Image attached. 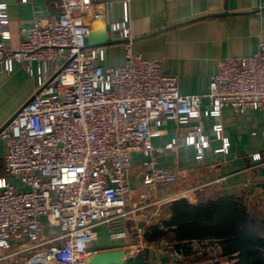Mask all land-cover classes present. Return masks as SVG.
I'll use <instances>...</instances> for the list:
<instances>
[{"label": "built area", "instance_id": "2783aa9c", "mask_svg": "<svg viewBox=\"0 0 264 264\" xmlns=\"http://www.w3.org/2000/svg\"><path fill=\"white\" fill-rule=\"evenodd\" d=\"M0 5V66L11 73L21 63L37 81L34 94L0 134L6 172L17 180L0 177V264H90L98 226L112 229L152 205L128 208L134 152L150 157L143 162V183L168 186L177 175L161 166L155 153L187 145L202 160L211 144L201 121L205 116L214 119L213 132L222 141L215 151L227 154L231 142L223 136V109L264 110V42L250 56L220 59L208 93L185 95L177 76L159 60L133 50L127 1L123 20L109 28L125 47L126 63L117 67L104 64L108 46L86 45L94 21L102 17L95 0H59L58 16L37 17L32 27L22 28L16 49L10 44L8 4ZM205 98L209 103L203 107ZM167 120L180 130L165 147H155L152 139ZM252 158L261 161L262 154ZM199 187L165 200H190ZM210 259V264L236 262L221 252Z\"/></svg>", "mask_w": 264, "mask_h": 264}, {"label": "crops", "instance_id": "0c3cea01", "mask_svg": "<svg viewBox=\"0 0 264 264\" xmlns=\"http://www.w3.org/2000/svg\"><path fill=\"white\" fill-rule=\"evenodd\" d=\"M58 1L0 0L8 4L11 47L18 48L24 38L21 29L32 27L37 17H57L59 9L55 3ZM125 1L129 4L133 50L159 60L167 73L176 75L181 94L208 93L220 59L250 56L264 42V0H95L102 17L93 26L106 23L109 40L115 42L108 45L105 65L117 67L126 63L123 42L109 29L111 23L123 20ZM36 86V79L21 63L16 62L11 73L0 66V128L34 94ZM208 103L205 98L203 107ZM201 121L211 140L202 160H197L196 149L187 145L155 153L158 163L177 175L174 184L156 189L145 185L143 162L150 157L140 152L132 154L128 181L134 192L128 198V208L152 205L135 210L124 223L112 229L98 226L97 239L90 244L92 252L125 249L124 264H182L191 255L177 253L165 240L148 242L144 235L151 226L163 228L171 218L170 203L176 199L166 201V197L194 186L201 187L191 192L192 203L233 195L264 219V187L261 186L264 183V110L236 114L230 107L223 109V136L231 142L227 154L215 151L222 146V141L213 132L214 119L202 116ZM161 130V135L152 139L155 147H165L177 136L180 126L167 120ZM6 150L5 141L0 137V177L17 181L6 172ZM258 152L262 160L254 161L253 154ZM207 182L211 183L202 186ZM140 227L145 230L143 235L138 233ZM209 243L194 242V250L197 254L202 249L209 253L221 252L217 243Z\"/></svg>", "mask_w": 264, "mask_h": 264}, {"label": "trees", "instance_id": "16d2710c", "mask_svg": "<svg viewBox=\"0 0 264 264\" xmlns=\"http://www.w3.org/2000/svg\"><path fill=\"white\" fill-rule=\"evenodd\" d=\"M171 218L163 228H148V242L165 240L175 250L196 253L193 243H217L221 255L235 264H264V219L241 198L224 195L192 203L185 198L170 203Z\"/></svg>", "mask_w": 264, "mask_h": 264}, {"label": "water", "instance_id": "95a60500", "mask_svg": "<svg viewBox=\"0 0 264 264\" xmlns=\"http://www.w3.org/2000/svg\"><path fill=\"white\" fill-rule=\"evenodd\" d=\"M123 42V41H122ZM115 43L109 40L108 29L106 23H95L92 27L89 37L86 40V45L89 47L93 46H108ZM15 115H13L6 124L0 128L1 132L8 126ZM264 187V183L261 184ZM126 255L125 249H118L112 251L93 252L88 257L90 264H124V258Z\"/></svg>", "mask_w": 264, "mask_h": 264}, {"label": "rangeland", "instance_id": "374dc122", "mask_svg": "<svg viewBox=\"0 0 264 264\" xmlns=\"http://www.w3.org/2000/svg\"><path fill=\"white\" fill-rule=\"evenodd\" d=\"M165 244V243H164ZM202 251L204 252V250L202 249ZM191 255V256H190ZM188 256H190V258L188 259H184L182 261V264H210V258L211 256H216L217 253L213 252V253H192ZM187 256V255H186Z\"/></svg>", "mask_w": 264, "mask_h": 264}, {"label": "snow or ice", "instance_id": "6c2138e0", "mask_svg": "<svg viewBox=\"0 0 264 264\" xmlns=\"http://www.w3.org/2000/svg\"><path fill=\"white\" fill-rule=\"evenodd\" d=\"M0 7H2V5H0Z\"/></svg>", "mask_w": 264, "mask_h": 264}]
</instances>
